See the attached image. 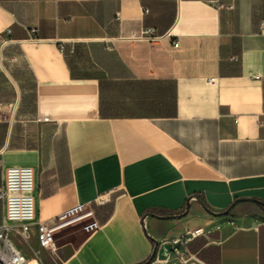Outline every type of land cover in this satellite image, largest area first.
I'll list each match as a JSON object with an SVG mask.
<instances>
[{"label":"crops","instance_id":"crops-1","mask_svg":"<svg viewBox=\"0 0 264 264\" xmlns=\"http://www.w3.org/2000/svg\"><path fill=\"white\" fill-rule=\"evenodd\" d=\"M262 21L264 0H0V159L34 169L38 221L84 204L58 264H180L169 239L212 224L205 264H264Z\"/></svg>","mask_w":264,"mask_h":264},{"label":"built area","instance_id":"built-area-1","mask_svg":"<svg viewBox=\"0 0 264 264\" xmlns=\"http://www.w3.org/2000/svg\"><path fill=\"white\" fill-rule=\"evenodd\" d=\"M261 25V33L264 34V21ZM141 37L152 40L157 37V34L153 28H147L142 30ZM0 42L4 46L11 40L0 37ZM175 44L177 45V43ZM61 49H64L63 44H61ZM19 104V98L12 102L0 100V123L12 124L15 121ZM0 169L2 172L0 201L3 207L0 223V264H25L27 257L16 244L13 238L14 232L16 231L23 238L29 239L34 228L42 246L54 250L56 248L54 233L57 225L79 214L84 209V204L70 208L50 221H38L34 197L36 189L34 169L31 166L5 168L1 159ZM98 201L103 203L104 199L99 197ZM220 228V224H212L186 229L182 234L169 239L170 253L180 264H205L193 250L192 244L197 238L206 237Z\"/></svg>","mask_w":264,"mask_h":264},{"label":"rangeland","instance_id":"rangeland-1","mask_svg":"<svg viewBox=\"0 0 264 264\" xmlns=\"http://www.w3.org/2000/svg\"><path fill=\"white\" fill-rule=\"evenodd\" d=\"M0 183H2L1 169H0ZM79 225L80 226L89 225V221H84ZM93 227H94L93 225H90L89 230H92ZM76 229L77 228L75 226H71L65 229L64 231H62V233H60V235L62 236V241L68 242L71 239H73ZM13 238L16 244L21 248L23 253L26 255L28 260L34 258L38 260L39 264H58L57 260L52 255V251L44 248L40 243L39 236L34 228L29 239L23 238L16 231L13 234Z\"/></svg>","mask_w":264,"mask_h":264},{"label":"water","instance_id":"water-1","mask_svg":"<svg viewBox=\"0 0 264 264\" xmlns=\"http://www.w3.org/2000/svg\"><path fill=\"white\" fill-rule=\"evenodd\" d=\"M200 203H201V204L203 205V207L206 209V207L204 206V204H203L201 201H200ZM188 209H189V208H187L186 211H188ZM209 212H210V211H209ZM210 213L213 214V215H221V214H215V213H212V212H210ZM226 213H228V212H226ZM67 248H68V247L59 250V254H60L62 257H64ZM155 252H156V247H155V249H154V252H153L152 257L155 255Z\"/></svg>","mask_w":264,"mask_h":264},{"label":"bare ground","instance_id":"bare-ground-1","mask_svg":"<svg viewBox=\"0 0 264 264\" xmlns=\"http://www.w3.org/2000/svg\"><path fill=\"white\" fill-rule=\"evenodd\" d=\"M25 264H39V262L36 260V259H33V260H28L27 259V262Z\"/></svg>","mask_w":264,"mask_h":264}]
</instances>
